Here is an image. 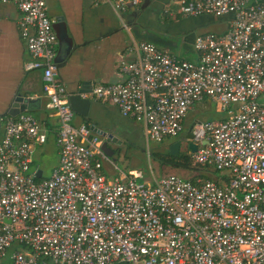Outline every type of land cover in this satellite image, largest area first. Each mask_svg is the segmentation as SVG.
<instances>
[{
	"label": "built area",
	"instance_id": "1",
	"mask_svg": "<svg viewBox=\"0 0 264 264\" xmlns=\"http://www.w3.org/2000/svg\"><path fill=\"white\" fill-rule=\"evenodd\" d=\"M141 2L96 5L123 13ZM177 2L168 16L222 19L226 29L196 36L194 61L134 41V58L120 67L124 81L97 85L91 96L141 123L146 143L179 137L198 102H216L225 117L195 124L192 159L220 175L192 183L170 174L146 184L134 175L106 178L98 137L88 125H73L47 0H0L18 11L19 36L30 57L25 70L41 72L48 108L59 123L58 165L37 181L33 153L46 143L45 130L28 113L3 122L0 260L264 264V0Z\"/></svg>",
	"mask_w": 264,
	"mask_h": 264
},
{
	"label": "crops",
	"instance_id": "2",
	"mask_svg": "<svg viewBox=\"0 0 264 264\" xmlns=\"http://www.w3.org/2000/svg\"><path fill=\"white\" fill-rule=\"evenodd\" d=\"M155 1L149 0L143 9H139L140 6L135 8L129 6L125 12L119 13L108 5H96L98 0H47L48 15L53 23L58 22L53 30L58 41L55 62L59 81L65 86L69 97L82 94V99H87L90 103L82 110V113H74L73 125H88L91 132L98 137V146L107 158L102 162L101 172L108 179L118 178L122 174L134 175L142 182L151 184L158 178L153 173L145 176L132 168L127 159L128 149H137V146H143V125L133 119L123 117L117 107L93 98L91 96L93 88L97 85L123 82L125 76L120 72V67L134 58L131 50L132 44L134 41L143 42V39L149 38L147 34H144V30L151 31L160 26V22L168 21L170 28H161L164 32H157L156 38L163 44L161 47H157L189 61H194L197 58L193 48L194 39L199 35L194 32L197 30L196 28L216 22L222 30L219 33L226 29V24L222 19L208 16L186 18L175 15L166 17L162 11H156L155 5L153 6ZM172 1H168V6ZM18 19V11L13 5L0 6V137L4 120L11 117L7 115V111L15 96L19 94L28 100L24 113L35 117L45 130L47 135L45 144L50 145L51 142L56 147L58 118L55 112L48 108V99L42 89L41 72L25 70V64L30 60V57L19 36ZM180 20L183 22L188 20L189 23L182 25ZM191 22L197 23V26L192 30H190ZM140 26L141 30L138 32L137 27ZM83 95H87V98ZM210 103L207 100L198 102L189 113L207 114L210 111ZM224 117L225 115L218 120H222ZM205 121L217 120L208 119ZM186 135L187 131H183L177 138L181 140ZM178 140H165L162 143H157L161 144V147L155 154H169V147ZM182 143L181 151L183 147L186 149L185 151H188L187 144ZM42 147L43 145L35 146L34 152L35 149L38 150ZM164 147L167 152H164ZM150 154L152 155L153 152ZM56 155L57 161L52 172L58 165L57 147ZM116 157L118 160L122 159L120 162L122 167L117 164ZM155 162L159 169L162 168L157 160ZM35 167L41 171L37 166ZM41 174L42 178H45L42 171ZM215 177L212 178L216 179ZM0 264H10L9 258L1 259Z\"/></svg>",
	"mask_w": 264,
	"mask_h": 264
},
{
	"label": "rangeland",
	"instance_id": "3",
	"mask_svg": "<svg viewBox=\"0 0 264 264\" xmlns=\"http://www.w3.org/2000/svg\"><path fill=\"white\" fill-rule=\"evenodd\" d=\"M149 1V0H148ZM178 7V2L177 0H173L170 4V6H168V8H166L164 11L162 10L163 14L167 13L165 12L167 9H173ZM168 17V15H167ZM170 18V17H169ZM171 19V18H170ZM169 19V20H170ZM225 19V17H224ZM168 22V21H166ZM180 22L183 24H188V20L184 21L180 20ZM191 28L190 30L194 29L197 26V23L195 22H191ZM207 25V24H206ZM202 25L199 28H196L194 32H196V34H203V33H207V32H215V33H219L221 30V27L218 26V24H216V22L214 24H210V25ZM224 116L223 113H220L219 110V106L217 105L216 102H211L210 103V111L207 114H201L200 112H194V113H188L185 120H184V132L188 131L190 125L194 122V121H205V120H218V118H222ZM174 140V139H172ZM143 146H137V149H128L127 150V159L130 161V164L132 165V168H135L136 170L140 171L141 173H143L145 176L149 175L150 173H153L154 176L156 178H161L164 174H173V175H177L181 178H185V179H190L192 178V176H194L193 173H190L188 171H184V170H176V169H172V168H168V167H162V168H158L157 167V163L155 162L154 157H152V155L150 153H157L158 149L161 147V144H157V143H146L145 139L143 140ZM171 141V140H170ZM148 144V146H146ZM164 152H167L166 147L163 148ZM186 149L183 147L181 152H188L185 151ZM190 154V153H189ZM33 160L35 162V166H37L39 168V170L42 171L43 173V177H48L51 172L53 167L56 165V161H57V155H56V147L54 146V143L50 145L45 144L43 145V147L41 149L36 150L34 152L33 155ZM116 162L117 164H119L121 167V160H118V157H116ZM164 171V172H163ZM214 176H218L220 175V173L216 172L214 169L211 170V172ZM138 181H142V180H138ZM4 263V262H3Z\"/></svg>",
	"mask_w": 264,
	"mask_h": 264
},
{
	"label": "water",
	"instance_id": "4",
	"mask_svg": "<svg viewBox=\"0 0 264 264\" xmlns=\"http://www.w3.org/2000/svg\"><path fill=\"white\" fill-rule=\"evenodd\" d=\"M135 8V7H132ZM58 22L53 23V28H55L58 24ZM141 24V23H140ZM160 26H158L157 28L152 29L151 31L149 30H144V34L148 35L149 38H145L143 39V42H149L152 43L156 46L161 47L163 44L160 42L159 39H157L156 34H158L157 32H164L161 30L165 29L166 27H168V25H170L168 22H160L159 23ZM140 27H137L138 32H140ZM145 37V36H143ZM82 94H77V95H72L69 97L68 99V103L70 108L72 109V111L74 113H82V110L85 109L90 103L89 100L87 99H82ZM28 100L23 98L22 96H20L19 94H17L13 100V102L11 103L8 111H7V115L11 116V117H15L21 113H24L26 110V104H27ZM197 122H194L190 125L188 131H187V135L185 138H183L182 140H178V138H174V140H178L176 142H174V144H172L169 147L168 153L170 155H178L181 152V143H187V148L189 153H194L196 151V145L192 142L193 139V135H192V129L195 126ZM168 140H172V139H168ZM42 174L41 171H37L36 173V177L37 178H41ZM116 264H125V263H116Z\"/></svg>",
	"mask_w": 264,
	"mask_h": 264
},
{
	"label": "trees",
	"instance_id": "5",
	"mask_svg": "<svg viewBox=\"0 0 264 264\" xmlns=\"http://www.w3.org/2000/svg\"><path fill=\"white\" fill-rule=\"evenodd\" d=\"M164 15L167 17L166 14ZM152 157H154V159H156L162 167H170L172 169L184 170L193 173L194 176L187 179L192 183H196L198 180H213L212 177H214V175L210 173L212 169L195 164L192 159V154H189V152H180L178 155H159L153 153ZM36 180L39 181V178Z\"/></svg>",
	"mask_w": 264,
	"mask_h": 264
},
{
	"label": "flooded vegetation",
	"instance_id": "6",
	"mask_svg": "<svg viewBox=\"0 0 264 264\" xmlns=\"http://www.w3.org/2000/svg\"><path fill=\"white\" fill-rule=\"evenodd\" d=\"M169 0H156L155 3L153 4V6L155 5L156 11H164L166 8H168L167 6L169 5L168 3ZM142 4H140V8L139 9H143L145 6V4L147 5L148 0H143L141 2ZM168 3V4H167ZM166 28H170V27H166ZM183 138V137H181ZM182 140V139H181ZM182 144H187V143H182ZM156 160V159H155Z\"/></svg>",
	"mask_w": 264,
	"mask_h": 264
}]
</instances>
